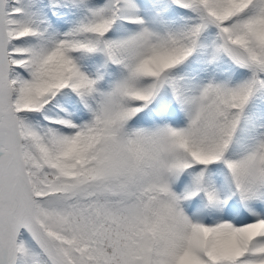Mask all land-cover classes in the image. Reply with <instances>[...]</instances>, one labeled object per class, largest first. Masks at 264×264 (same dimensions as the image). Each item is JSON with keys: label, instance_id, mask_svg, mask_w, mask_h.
<instances>
[{"label": "snow or ice", "instance_id": "snow-or-ice-1", "mask_svg": "<svg viewBox=\"0 0 264 264\" xmlns=\"http://www.w3.org/2000/svg\"><path fill=\"white\" fill-rule=\"evenodd\" d=\"M0 264H264V0H0Z\"/></svg>", "mask_w": 264, "mask_h": 264}]
</instances>
